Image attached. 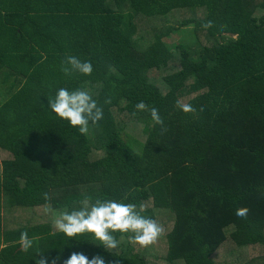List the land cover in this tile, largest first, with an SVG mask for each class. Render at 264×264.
Listing matches in <instances>:
<instances>
[{
    "label": "trees",
    "instance_id": "1",
    "mask_svg": "<svg viewBox=\"0 0 264 264\" xmlns=\"http://www.w3.org/2000/svg\"><path fill=\"white\" fill-rule=\"evenodd\" d=\"M66 55L92 73L65 76ZM0 82V264H264V0H0ZM59 86L102 105L86 134L47 111ZM141 100L163 125L132 115ZM85 197L143 204L162 233L108 249L56 232L44 209Z\"/></svg>",
    "mask_w": 264,
    "mask_h": 264
},
{
    "label": "clouds",
    "instance_id": "2",
    "mask_svg": "<svg viewBox=\"0 0 264 264\" xmlns=\"http://www.w3.org/2000/svg\"><path fill=\"white\" fill-rule=\"evenodd\" d=\"M211 20L202 27L208 28ZM60 71L65 76L81 74L88 76L93 71L90 60L81 59L75 55H66L60 61ZM105 104L110 100L105 99ZM183 112L192 111L188 103L178 105ZM144 101H137L134 105L133 116L137 112L146 110ZM46 109L49 113L70 127H74L80 134L89 131V125H96L103 119V107L91 90L84 87H56L54 92L46 97ZM151 121L156 125H163V120L155 107L147 108ZM47 202L48 193H43ZM127 197L83 199L79 207L57 212L55 209L45 208L46 214L52 215V226L56 232L64 237L72 238L80 234L89 233L100 241L105 248L114 249L120 243L116 233L127 235L129 242L141 247L151 245L162 233V226L154 216L145 215L144 205L126 202ZM247 207H237L234 214L237 217L247 215ZM55 235L56 233H50ZM20 250L28 251L34 246V238L26 231L20 232ZM58 257L52 259L41 258L39 264H57ZM62 264H105L103 257L89 258L83 252H70Z\"/></svg>",
    "mask_w": 264,
    "mask_h": 264
},
{
    "label": "rangeland",
    "instance_id": "3",
    "mask_svg": "<svg viewBox=\"0 0 264 264\" xmlns=\"http://www.w3.org/2000/svg\"><path fill=\"white\" fill-rule=\"evenodd\" d=\"M4 85L5 84H1V82H0V99H1V96H2V92L5 91V89H3L5 87ZM0 161H1V156H0ZM231 247H232L231 244H229V245L227 244L226 249H225V252L226 251H229V253H230ZM238 253H239V251H237V255H238ZM158 254L162 255L163 252L162 251H158ZM222 257H224V256L221 255L220 258H222ZM233 257H234L233 254H230L229 260L225 264H240V261L235 262L236 259H233ZM238 257L240 259V253H239V256ZM160 262L161 261H157V264H159Z\"/></svg>",
    "mask_w": 264,
    "mask_h": 264
}]
</instances>
